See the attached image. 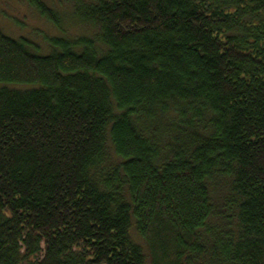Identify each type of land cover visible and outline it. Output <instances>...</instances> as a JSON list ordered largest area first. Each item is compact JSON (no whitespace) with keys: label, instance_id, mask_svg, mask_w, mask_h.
<instances>
[{"label":"trees","instance_id":"1","mask_svg":"<svg viewBox=\"0 0 264 264\" xmlns=\"http://www.w3.org/2000/svg\"><path fill=\"white\" fill-rule=\"evenodd\" d=\"M64 1L0 30V264H264V0Z\"/></svg>","mask_w":264,"mask_h":264},{"label":"rangeland","instance_id":"2","mask_svg":"<svg viewBox=\"0 0 264 264\" xmlns=\"http://www.w3.org/2000/svg\"><path fill=\"white\" fill-rule=\"evenodd\" d=\"M61 18V30L42 17L26 0H0V30L8 37L29 41L30 49L48 53L51 37H75L93 34L86 25L72 20V7L64 0H41Z\"/></svg>","mask_w":264,"mask_h":264}]
</instances>
